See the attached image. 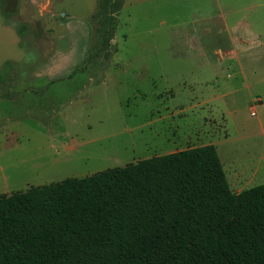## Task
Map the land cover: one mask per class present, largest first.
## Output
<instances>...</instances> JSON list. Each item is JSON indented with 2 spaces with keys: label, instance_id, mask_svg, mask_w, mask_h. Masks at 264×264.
Segmentation results:
<instances>
[{
  "label": "rangeland",
  "instance_id": "obj_1",
  "mask_svg": "<svg viewBox=\"0 0 264 264\" xmlns=\"http://www.w3.org/2000/svg\"><path fill=\"white\" fill-rule=\"evenodd\" d=\"M55 7L43 11L42 28L34 13L2 11L27 33L26 46L40 50L29 68L41 63L46 73L57 64L40 79L12 66L0 71V83L53 82L10 106L13 114L0 109V193L163 155L176 127L182 136L201 129L186 145L214 143L230 182L244 170L232 189L264 182V46L249 49L247 36L235 40L228 29L242 22L263 40L264 0H57ZM227 50L238 58L221 59ZM65 82L78 90H62ZM176 104L187 108L175 113Z\"/></svg>",
  "mask_w": 264,
  "mask_h": 264
},
{
  "label": "trees",
  "instance_id": "obj_2",
  "mask_svg": "<svg viewBox=\"0 0 264 264\" xmlns=\"http://www.w3.org/2000/svg\"><path fill=\"white\" fill-rule=\"evenodd\" d=\"M0 264H264V182L206 144L0 193Z\"/></svg>",
  "mask_w": 264,
  "mask_h": 264
},
{
  "label": "crops",
  "instance_id": "obj_3",
  "mask_svg": "<svg viewBox=\"0 0 264 264\" xmlns=\"http://www.w3.org/2000/svg\"><path fill=\"white\" fill-rule=\"evenodd\" d=\"M0 0V71L3 70V68L13 67L20 71V74H26L29 75L32 79V77L35 78H42L43 75H48L49 72L53 71L54 66L57 64L56 61H52L49 68H47V72L43 73L40 72V64L37 63L34 68H29L28 60L32 58H36L40 50L36 48H32L29 46H26L25 43H29V37L27 33H22L21 29H17V27L11 23L10 21H7L2 13L3 10H14L18 13V16L21 18H28L31 15H35V21L34 26L38 28H42L46 25V19L47 16L44 15L43 11H47V7L50 6L51 9H56L55 3L57 0ZM47 5V6H45ZM16 13V14H17ZM60 23V22H59ZM68 25V23H67ZM230 33L234 34L235 40L239 39L240 36H247L248 39H243L242 41L248 42V48L254 49V47L264 46V39L261 40L259 38L258 33L255 31H251L249 27L242 22H236L234 25H232L230 28ZM40 35L41 31L36 30ZM44 33V32H43ZM264 52V47H263ZM201 54V53H200ZM257 54V53H255ZM197 56H200L196 54ZM221 59H224L226 56L227 58H231L235 56V58H238V52L236 50H227L222 51L219 54ZM254 55V54H253ZM258 55V54H257ZM264 55V54H263ZM202 56V54H201ZM55 57L59 58L58 54L55 55ZM55 59V58H53ZM224 61V60H223ZM39 68V69H38ZM51 69V70H50ZM21 70L23 71L21 73ZM25 70V71H24ZM24 78V77H23ZM28 78H24V81L21 83H0V106L3 113H6L7 116L10 114H13V111H10V106L18 103L24 102L26 98V94L30 91L37 90L38 87L41 89H45L49 84L53 82H43L42 83H36L35 81H26ZM41 84V85H39ZM82 86L87 85V83L81 84ZM79 86L77 87L76 83H63L61 85V89H72V90H78ZM221 96L224 95V93L220 94ZM220 96V97H221ZM206 100H200L197 102V105L202 106L201 104L205 103ZM173 112H184L187 107H183L180 104H176ZM9 118H6L8 120ZM203 124H207L206 118L203 120ZM177 127L175 128V131H173L172 138L169 139V142H171V147L166 153H171L174 151H179L182 149H186L189 147H197L205 144H213L214 143H201V144H194V145H186L188 143H191L193 141L200 140L201 138V129H196L195 131H192L190 133H186L184 136L178 134L176 131ZM185 140V141H184ZM182 141L185 147H182ZM216 147V146H215ZM219 155V154H218ZM221 161V160H220ZM222 163V162H221ZM223 169L224 165L222 163ZM257 166L256 164L253 167H248L247 170H250L251 174H254L256 171ZM224 172L226 174V170L224 169ZM244 170L240 169L239 172L237 171L235 173L234 178H231V182L227 178V181L229 183V187L234 192H239L242 190V188L232 189L231 186H234L235 180L241 179V173H243Z\"/></svg>",
  "mask_w": 264,
  "mask_h": 264
},
{
  "label": "built area",
  "instance_id": "obj_4",
  "mask_svg": "<svg viewBox=\"0 0 264 264\" xmlns=\"http://www.w3.org/2000/svg\"><path fill=\"white\" fill-rule=\"evenodd\" d=\"M253 113V112H252Z\"/></svg>",
  "mask_w": 264,
  "mask_h": 264
}]
</instances>
